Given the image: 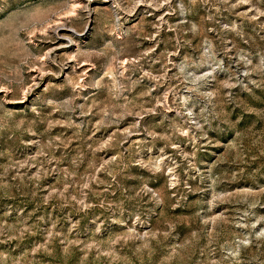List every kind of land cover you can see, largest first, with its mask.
Listing matches in <instances>:
<instances>
[{
  "label": "rangeland",
  "instance_id": "rangeland-1",
  "mask_svg": "<svg viewBox=\"0 0 264 264\" xmlns=\"http://www.w3.org/2000/svg\"><path fill=\"white\" fill-rule=\"evenodd\" d=\"M0 264H264V0H0Z\"/></svg>",
  "mask_w": 264,
  "mask_h": 264
}]
</instances>
